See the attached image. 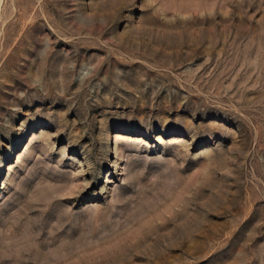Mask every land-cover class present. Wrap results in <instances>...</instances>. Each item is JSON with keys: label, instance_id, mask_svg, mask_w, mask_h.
<instances>
[{"label": "rangeland", "instance_id": "1", "mask_svg": "<svg viewBox=\"0 0 264 264\" xmlns=\"http://www.w3.org/2000/svg\"><path fill=\"white\" fill-rule=\"evenodd\" d=\"M0 264H264V0H0Z\"/></svg>", "mask_w": 264, "mask_h": 264}]
</instances>
